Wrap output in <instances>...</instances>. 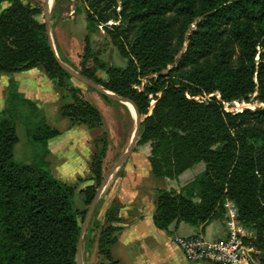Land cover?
<instances>
[{"label":"trees","instance_id":"trees-1","mask_svg":"<svg viewBox=\"0 0 264 264\" xmlns=\"http://www.w3.org/2000/svg\"><path fill=\"white\" fill-rule=\"evenodd\" d=\"M1 1L10 6L0 13V74L42 68L63 89L72 76L50 47L42 5L34 0ZM78 1L82 6H76L75 15H86L89 32L85 51L106 77L82 74L133 102L145 117L138 144L151 147L152 175L177 180L205 164L180 191L157 190L156 228L168 231L185 223L205 229L213 221L226 220V203L232 201L239 222L250 231L244 245L253 249L257 264H264V0ZM59 6L58 0L52 20L65 11ZM112 20L119 24L105 28L125 67L103 62L91 48L98 26ZM150 75L157 76L140 91ZM77 93L61 115L74 125L98 128L102 113ZM211 94L207 103L195 99ZM151 96L157 102L150 114ZM223 102L258 106L231 113ZM18 123L40 148L29 163L15 160ZM60 134L11 80L6 108L0 111V264H78L81 225L73 208L77 187L56 179L48 160L49 141ZM101 141L100 151L91 158L90 180L95 184L81 189L87 206L103 181L106 134ZM97 209L89 233L100 229L99 256L108 264H120L111 250L123 230L117 225L120 206L108 208L104 226L96 218Z\"/></svg>","mask_w":264,"mask_h":264},{"label":"rangeland","instance_id":"rangeland-1","mask_svg":"<svg viewBox=\"0 0 264 264\" xmlns=\"http://www.w3.org/2000/svg\"><path fill=\"white\" fill-rule=\"evenodd\" d=\"M34 1H37L42 5L43 12L45 13V0ZM56 1L58 0H55L53 2L51 16L55 8ZM59 1L60 6L58 10L65 11L62 12L59 16L55 17V19L53 18L51 26V38L61 61L69 65L72 69L80 72L81 74L83 72L89 73L91 75H94L96 73L99 77L104 79L106 77L105 73L101 70H97L99 64H95L93 58H91L85 51L86 36L89 33L87 30L86 15H75L74 13L76 6H82V4L78 0ZM9 6V1L0 0V13ZM68 18H70V20H68ZM117 24H119L117 21L112 20L105 26H98L97 31L92 35L91 48L103 62H106L108 64L109 62H111L115 66L125 67L127 64L126 60L121 56L116 47L110 41L105 28L112 27L113 25ZM39 69L44 70L42 68ZM156 76L157 75H150L149 77L143 79V83L140 87H138V89L140 91L143 90L144 86L149 83V80ZM48 87L51 91L47 90L45 92V95H50V99L48 100V103L40 109L44 112L48 125L58 129L61 132L59 136L53 138L54 141H52L51 143V150L53 154L51 158L53 164V167H51V171L56 179L70 185H76L77 190L73 198V208L78 214V220L81 227L84 225L87 213L91 206L85 205V196L81 193V189L85 185L95 184L93 180H90V178L92 177L91 158L93 157L94 153H98L100 151L102 145L101 140L104 139L105 134L107 135L109 145L106 157L103 161V181L112 174L107 185H115L116 183H121L122 185H160L166 186L165 188H168L169 185L185 184L193 180L198 174L205 170V164L199 163L194 168L189 170L179 180L177 179L173 181L169 179H157L153 177L151 171L149 172L140 160L138 161L136 171L134 173H130L126 177L124 166L129 161L131 162L133 159H135L134 157H137L133 155V153L136 150L142 152L148 149L147 145L149 144H138V138L130 157L121 168L114 172L115 166L117 165L123 154L127 151L135 132V114L133 115V112L127 106V104H124L122 102L114 100L115 102L107 103L103 99L102 94L97 89L91 87L90 85L82 83L73 77L70 79H66V86L63 89L58 88L54 83L53 88H56L59 95H57V97L54 96L53 90L51 88L52 86L49 85ZM70 90H72V92ZM73 93H77L81 99L90 102L100 110L103 115V123L101 126L95 129H89L83 125H74L68 118L61 115V108L73 101ZM207 97L210 96H198L195 97V99H207ZM6 98L7 93L4 100L0 98V111L6 108ZM156 102L157 101L153 98V96H151L150 114L152 113ZM256 106H258L257 103L249 104L245 102H232L226 103L224 107L228 109V112L239 113L243 112L245 109H254ZM142 118L145 117L142 116ZM70 124L74 129L70 127ZM75 127H81V130ZM84 129H86L87 132V151L85 152L83 147L84 141L82 137H80V135L82 136V130ZM17 134L20 138V141L16 145L14 152L16 162H32L35 159L37 153L40 152V148L29 140L24 125L19 123L17 124ZM130 158L132 160H130ZM94 213L85 230L83 243L84 264H100L101 262H104L103 258L98 254V234L100 232V229H98V232H95L92 235H90L89 233L91 222L94 219ZM248 232L250 234L249 230Z\"/></svg>","mask_w":264,"mask_h":264},{"label":"crops","instance_id":"crops-1","mask_svg":"<svg viewBox=\"0 0 264 264\" xmlns=\"http://www.w3.org/2000/svg\"><path fill=\"white\" fill-rule=\"evenodd\" d=\"M12 79L16 81L20 91L25 94L27 98L34 101L39 108H43L50 99V95H45L47 90L51 91L48 87L49 85L52 86L51 88L54 96L57 97L58 95L56 88H53V81H50L45 71L32 69L15 73L14 75H0V98L3 100L6 97L7 88ZM75 128L81 130V127ZM82 131L83 134L82 136L80 135V137H82L84 141L83 147L85 152L87 151V132L86 129ZM52 141H54V139L49 142L50 155L48 158L51 167H53L51 161L53 155L51 150ZM147 146L148 149L142 151L143 153L136 150L133 155L137 157H134L135 159L133 160L131 157L130 160L132 161H129L130 163L128 162L124 166L126 177L130 173L136 171L138 161L140 160L145 168H147L149 172L151 171L148 159L151 153V147L150 145ZM187 172L181 175L178 180ZM187 183L169 185L168 188L160 185L144 186L116 183L115 185L109 184L104 188L97 203L98 209L96 215L97 220L101 222V226L105 225V214L108 208L112 204H118L120 206V222L117 225L122 227L123 230L118 237V241L111 249L113 258L116 261H119L120 264H213L209 262L192 263L188 261L181 249L174 243L173 238L176 235L185 237L203 236L210 241H222L227 237L225 221H213L207 225L205 229L202 227L195 228L188 224L181 223L178 226L172 225L168 231L157 229L153 222V216L156 211L157 190L176 189L180 191ZM86 186L89 185H85L82 189Z\"/></svg>","mask_w":264,"mask_h":264},{"label":"built area","instance_id":"built-area-1","mask_svg":"<svg viewBox=\"0 0 264 264\" xmlns=\"http://www.w3.org/2000/svg\"><path fill=\"white\" fill-rule=\"evenodd\" d=\"M207 99H196L207 103L214 94ZM220 99V96H218ZM225 106L226 103L223 102ZM225 108V107H224ZM228 112V109L225 108ZM227 237L222 241H210L203 236L183 237L176 235L174 243L184 253L186 259L192 263L209 262L213 264H257L252 253L253 249L244 245V238L249 236L248 229L239 222V211L232 201L226 203Z\"/></svg>","mask_w":264,"mask_h":264},{"label":"water","instance_id":"water-1","mask_svg":"<svg viewBox=\"0 0 264 264\" xmlns=\"http://www.w3.org/2000/svg\"><path fill=\"white\" fill-rule=\"evenodd\" d=\"M44 4H45L44 5V10H45V13H44L45 16L44 17H45V21H46V33L48 36V41H49L50 47H51V49L55 55V58L57 59L58 64L60 65V67L65 72H67L69 75H71L73 78L77 79L78 81L85 83L87 85H90L91 87L97 89L102 95H106L112 100L119 101V102H122L124 104L132 105V107L135 111V117H134V119H135V132L133 134V137L131 139V142H130V145H129L127 151L123 154V156L120 158L119 162L115 166V169H114V172H115L124 165V163L127 161V159L130 157L131 153L133 152V149H134L136 142H137L139 135H140L141 123L143 122L144 118H142L140 111L138 110L137 106L133 102H131L125 98H122L113 92L106 90L103 86L95 83L94 81L85 77L80 72L72 69L69 65H67L61 61V59L57 53V50L54 46L53 40L51 38V26H52L51 0H45ZM75 12H76V8L74 10V13ZM68 20H70V18H68ZM111 176H112V174L109 177H107L103 181L101 186L99 187V189L96 193L95 199H94L93 203L91 204L89 211L87 213L84 225L81 227V233H80V238H79V242H78V252H77L78 264H84V261H83V243H84V237H85V230H86L87 224L89 223V221H90V219H91V217H92V215L96 209L100 195H101L102 191L104 190V188L107 186Z\"/></svg>","mask_w":264,"mask_h":264},{"label":"bare ground","instance_id":"bare-ground-1","mask_svg":"<svg viewBox=\"0 0 264 264\" xmlns=\"http://www.w3.org/2000/svg\"><path fill=\"white\" fill-rule=\"evenodd\" d=\"M54 1H55V0H51V5H53V2H54ZM127 106L131 109V111L133 112V115H134V114H135V111H134L132 105L127 104Z\"/></svg>","mask_w":264,"mask_h":264}]
</instances>
